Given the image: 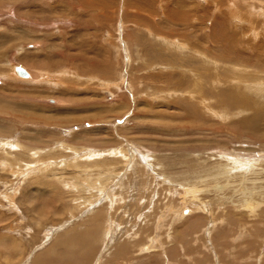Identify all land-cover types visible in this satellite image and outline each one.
<instances>
[{
	"label": "rangeland",
	"instance_id": "rangeland-1",
	"mask_svg": "<svg viewBox=\"0 0 264 264\" xmlns=\"http://www.w3.org/2000/svg\"><path fill=\"white\" fill-rule=\"evenodd\" d=\"M263 12L264 0H0V264H264V172L241 169L235 185L216 173L227 151L264 165ZM162 220L178 237L163 248Z\"/></svg>",
	"mask_w": 264,
	"mask_h": 264
},
{
	"label": "bare ground",
	"instance_id": "bare-ground-1",
	"mask_svg": "<svg viewBox=\"0 0 264 264\" xmlns=\"http://www.w3.org/2000/svg\"><path fill=\"white\" fill-rule=\"evenodd\" d=\"M258 6V5H257ZM256 9H254V11H255ZM263 14H264V12H263ZM250 15H252V14H250ZM187 20V19H186ZM253 22V21H252ZM251 26V25H250ZM256 31V30H255ZM253 32V31H252ZM14 38V37H13ZM205 54V53H204ZM206 55V54H205ZM206 58V57H205ZM16 67H18V66H15V67H13V72H14V74L16 75V76H18V77H20V78H22V80H30L31 79V76H30V72L28 73L24 68V70L27 72V76H22V75H20L19 73H18V71L16 70ZM20 67V66H19ZM22 68V67H21ZM208 70H210L209 68H208ZM261 71V70H260ZM64 75L65 74H67L66 72H62ZM74 73V72H73ZM259 73V72H258ZM59 74V73H58ZM63 74H59V75H56V77H58L60 80H62L63 79ZM78 74V73H77ZM260 76V75H259ZM254 77V76H253ZM249 78V77H248ZM257 78H259L258 77V75H257ZM251 79V78H250ZM254 79H255V77H254ZM30 81H32V80H30ZM253 81V80H252ZM255 81V80H254ZM185 83V82H184ZM192 83L194 84V82L192 81ZM249 83H250V81H249ZM190 84V83H189ZM192 85V84H191ZM198 87V86H197ZM184 88V87H183ZM190 88V87H189ZM200 89H201V87H199ZM212 88H214V87H212ZM260 88V87H259ZM258 88V89H259ZM251 89V88H250ZM214 90H215V88H214ZM260 91V90H259ZM186 92V91H185ZM201 92V91H200ZM257 92V91H256ZM213 94V93H212ZM190 95H192L193 96V94H190ZM204 96V95H203ZM218 96V95H217ZM213 97V96H212ZM221 97V96H220ZM246 97V96H245ZM193 98H194V96H193ZM192 98V99H193ZM216 99V98H215ZM227 99V98H226ZM229 99V98H228ZM231 99V98H230ZM196 100V99H195ZM199 100H200V97H199ZM219 100V99H218ZM232 100V99H231ZM231 100H229V102L231 103L232 101ZM243 100V99H242ZM241 100V101H242ZM198 101V100H197ZM225 101V100H224ZM226 102V101H225ZM224 102V103H225ZM239 103V102H238ZM205 104H206V102H205ZM208 104V103H207ZM216 104V103H215ZM209 105V104H208ZM242 105V104H241ZM246 106V105H245ZM220 110V109H219ZM257 110H259V111H261L262 112V115L261 116H259L258 114H255V115H253L252 116V119L254 120V121H259V120H261V119H264V110H263V108L262 109H257ZM215 114V113H214ZM223 114V113H222ZM225 114V113H224ZM226 115V114H225ZM224 115V116H225ZM218 116V115H217ZM220 118V117H219ZM251 119V120H252ZM244 124L242 123V125L241 126H243ZM250 125H252L251 123H250ZM231 126V125H230ZM245 127V126H244ZM185 128V127H184ZM252 128H253V126H252ZM219 129V128H218ZM250 129V128H249ZM254 129V128H253ZM257 129V128H256ZM256 129L254 130V131H256ZM169 130V129H168ZM184 130V129H183ZM251 130V129H250ZM200 131V130H199ZM231 132H234V131H231ZM193 135V134H192ZM262 148L264 149V147L262 146ZM198 149V148H197ZM202 149V148H201ZM217 150V149H216ZM201 151V150H200ZM221 151V150H220ZM227 151V150H226ZM111 152V153H110ZM110 152H108V155H113V153L115 154V155H119V156H121V157H124V154L122 153V151H121V149L120 150H117V151H110ZM182 152V151H181ZM202 152V151H201ZM229 152H231V151H229ZM228 151H227V153L226 154H224L223 156H224V158H225V161L226 162H224V163H220V165L219 164H217L218 165V172H216L217 174H218V176L219 177H221V178H224V180H226V182L227 181H229V179L230 178H234L233 176H237V174H241V172H239L241 169L242 170H244V169H247L248 168V172H250V174L252 175H254V174H257V176L260 174V175H262L261 174V172L263 173L264 172V165L262 166V160H258V161H253V163H254V165H253V163H252V165H251V161L249 162L248 160H247V158L246 157H238V156H236V155H234L233 153H229ZM148 153V152H147ZM211 153V152H210ZM213 153V152H212ZM218 153V152H217ZM203 154V153H202ZM100 156H102L103 154H99ZM133 155V154H132ZM147 155V154H146ZM242 155V154H241ZM96 156H98V155H96ZM197 156V155H196ZM220 156H222V155H220ZM260 156V155H259ZM129 157V156H128ZM171 157V156H170ZM142 158V157H141ZM139 160V159H138ZM157 161H158V158L156 159ZM154 162V161H153ZM165 162V161H164ZM206 162V161H205ZM211 162V161H210ZM220 162V161H219ZM147 164V163H146ZM199 164V163H198ZM152 165V164H151ZM150 165V166H151ZM158 165V164H157ZM201 166V165H200ZM249 166V167H248ZM140 167H141V165H140ZM145 167V166H144ZM216 167V166H215ZM141 168H143V166L141 167ZM154 168H155V166H154ZM154 168H152L151 167V169H152V171H154V173H155V169ZM171 168V167H170ZM203 168V167H202ZM138 169V168H137ZM145 169V168H144ZM146 169H148V168H146ZM154 169V170H153ZM158 169V168H157ZM156 169V170H157ZM200 169V168H199ZM203 169H205V168H203ZM213 169H215V168H213ZM141 170V169H140ZM149 170H150V168H149ZM147 171L146 173H150V171ZM170 170V169H169ZM194 170V169H193ZM209 170V169H208ZM203 171V170H202ZM235 171H238V173L236 172V173H233V172H235ZM129 172V171H128ZM142 172V171H141ZM156 172H158V170L156 171ZM164 172V171H163ZM192 172V171H191ZM190 172V174H192ZM205 172H206V170H205ZM144 175H145V170H144ZM160 173H162V171H160ZM168 173V172H167ZM200 173V172H199ZM204 173V172H203ZM212 173V172H211ZM229 173H231V174H229ZM244 173V172H243ZM142 174V173H141ZM151 174H152V172H151ZM207 174V173H206ZM229 174V175H228ZM125 175V174H124ZM154 175V174H153ZM160 175V174H159ZM159 175H157V176H159ZM163 176H164V174H162ZM167 174L165 173V176H166ZM170 175V174H169ZM200 175V174H199ZM202 175V174H201ZM200 175V176H201ZM214 174H210V176H211V178H213V179H215V180H217L216 178H214V176H213ZM216 175V174H215ZM243 174H241V176H242ZM248 175V174H247ZM252 175V176H253ZM164 176V177H165ZM187 176V175H186ZM188 176H190V175H188ZM203 176V175H202ZM206 176V175H205ZM240 176V175H239ZM251 176V177H252ZM160 177V176H159ZM163 177V178H164ZM193 177H194V174H193ZM196 177V176H195ZM195 177L193 178V179H195ZM198 177V176H197ZM196 177V178H197ZM209 177V176H208ZM243 177V176H242ZM250 177V178H251ZM161 178V177H160ZM168 178V177H167ZM201 178H204V177H201ZM207 178V177H206ZM245 178H248V177H246L245 176ZM244 178V179H245ZM162 179V178H161ZM169 179V178H168ZM167 179V180H168ZM180 179V178H179ZM178 179V180H179ZM189 179V178H188ZM238 179V178H237ZM239 179H241L240 177H239ZM252 179H253V177H252ZM252 179H248V181L249 180H251V182L253 181ZM170 180H171V178H170ZM169 180V181H170ZM186 180V179H185ZM197 180V179H196ZM199 180V179H198ZM202 180V179H201ZM234 180H236V179H233V184H234ZM247 180V179H246ZM246 180H245V182H246ZM254 180H255V177H254ZM256 180H259V181H263V183H264V176H262V178H261V176L260 177H257V179ZM139 181V180H138ZM155 181H157V183H158V181H161V180H155ZM168 181V182H169ZM181 181V180H180ZM189 181V180H188ZM203 181H204V179H203ZM144 182H145V180H144ZM176 182V181H175ZM174 182V183H175ZM209 183H210V178H209V181H208ZM207 182V183H208ZM211 182H213V181H211ZM217 182V181H216ZM218 182H219V180H218ZM230 183H231V181H229ZM241 182V181H240ZM244 182V183H245ZM138 183V182H137ZM140 183H141V180H140ZM152 184V182L151 181H149V184ZM157 183H154V184H157ZM170 183V182H169ZM172 183H173V180H172ZM181 184H182V182H180ZM185 183H187V182H185ZM189 183V182H188ZM188 183H187V186H188ZM215 183V182H214ZM213 183V184H214ZM237 183V182H236ZM158 184H160V183H158ZM190 184V183H189ZM195 184V183H194ZM204 184V183H203ZM206 184V183H205ZM205 184H204V186H205ZM232 184V183H231ZM81 185V184H80ZM88 185V184H87ZM92 185V184H91ZM210 185V184H209ZM212 185V184H211ZM215 185V184H214ZM217 185V184H216ZM224 186V184H220V186ZM228 184H226V186H227ZM230 185V184H229ZM235 185V184H234ZM240 185V184H239ZM244 185V184H243ZM245 185H246V183H245ZM257 185H259L260 187H261V185L260 184H257ZM84 186V185H83ZM103 186V184L102 185H99L98 186V189L96 190V191H102L101 189H100V187H102ZM151 186V185H150ZM154 186H156V185H153L152 186V188L154 187ZM158 186H160V185H158ZM184 186H186L185 184H184ZM195 186V185H194ZM207 187H209L208 185H206ZM205 186V187H206ZM250 186V185H249ZM88 187L89 186H87V188H86V190H88ZM127 187V186H126ZM143 187L145 188V186L143 185ZM147 187V186H146ZM175 187V186H174ZM182 187V186H181ZM212 187V186H211ZM233 187V186H232ZM237 187V186H236ZM236 187H233V188H236ZM253 187H255V185L253 186ZM264 187V186H263ZM263 187H261V188H263ZM128 188V187H127ZM165 188H168V187H165ZM165 188H163V189H165ZM175 188H178V187H175ZM188 188V187H187ZM187 188H184V189H187ZM192 188H194V187H192ZM191 188V189H192ZM201 188H203L202 186H201ZM213 188H215V190H216V193H217V190H219V187H213ZM231 188V187H230ZM229 188V189H230ZM247 188V187H246ZM146 189V188H145ZM150 189V188H149ZM162 189V188H161ZM162 189V190H163ZM198 189V188H197ZM208 189V188H207ZM223 189H225V188H223ZM232 189V188H231ZM251 189V188H250ZM129 190V189H128ZM144 190V189H143ZM154 190H155V188H154ZM160 190V189H159ZM159 190H155L156 191V193L159 191ZM167 190V189H166ZM165 190V191H166ZM172 190V189H171ZM182 190H183V188H182ZM193 191H194V189H192ZM195 190H196V188H195ZM234 190V189H233ZM257 190V189H256ZM260 190V189H259ZM264 190V189H263ZM262 190V191H263ZM146 191V190H145ZM152 191V190H151ZM154 191V192H155ZM174 191H176V190H173V195H175L174 194ZM179 191V190H178ZM209 191V190H208ZM220 191H222V189H220ZM219 191V192H220ZM227 191V190H226ZM226 191H225V193H226ZM258 191V190H257ZM256 191V192H257ZM141 193H144L143 191H140ZM180 192V191H179ZM184 192V191H183ZM186 192V191H185ZM195 192V191H194ZM199 192V191H198ZM197 192V193H198ZM213 192V191H212ZM260 192H261V190H260ZM103 193V192H102ZM134 193V192H133ZM158 193H161L162 194V192H161V190H160V192H158ZM167 193H168V191H167ZM177 193V192H176ZM187 193V192H186ZM186 193H184V194H186ZM190 193V192H189ZM199 193H201V192H199ZM223 193V192H222ZM242 193V192H241ZM120 194V193H119ZM135 194V193H134ZM149 194V193H148ZM151 194V193H150ZM170 194H171V192H170ZM169 194V195H170ZM242 194H244V193H242ZM251 194V193H250ZM254 194V193H253ZM260 194V193H259ZM101 195V194H100ZM121 195V194H120ZM145 195V194H144ZM168 195V194H167ZM172 195V197H174ZM188 195V194H187ZM193 195H194V197L196 196V193H193ZM199 195V194H198ZM196 196V197H200V196ZM264 195V194H263ZM124 196V195H123ZM149 196V195H148ZM150 196H152V195H150ZM158 196H160V195H158ZM218 196V195H217ZM221 197H223L222 195H220ZM239 196V195H238ZM240 196H241V194H240ZM244 196V195H243ZM82 197V196H81ZM114 200L113 201H115V202H117V200L119 199H117V196L116 195H114ZM122 197V196H121ZM142 197H144L143 195H142ZM141 197V198H142ZM153 197V196H152ZM249 197V196H248ZM252 196H250V198H251ZM257 197H259L258 195H257ZM262 197V196H261ZM260 197V198H261ZM149 198V197H148ZM155 198H157L158 199V197L156 196V194H155ZM224 198V197H223ZM250 198H248V199H250ZM95 199V198H94ZM122 199V198H121ZM124 199V198H123ZM152 199H154V198H152ZM220 199H222V198H220ZM245 199H246V197H245ZM140 200V199H139ZM164 200V199H163ZM162 200V201H163ZM165 200H166V198H165ZM167 200H169L170 201V199L168 198ZM171 200H172V198H171ZM187 200V199H186ZM191 200V199H190ZM195 200H197V199H195ZM244 200V199H243ZM257 200H261V199H257ZM94 201V200H93ZM118 201H120V200H118ZM122 201V200H121ZM147 201V200H146ZM145 201V202H146ZM150 201V200H149ZM149 201H148V203H149ZM159 201V200H158ZM161 201V200H160ZM173 201H174V198H173ZM199 201H201V200H198V202L196 203V207L194 206V208H196V209H201L200 211H202V210H205V208H203V206L204 205H206L205 203H199ZM221 201V200H220ZM224 201V200H223ZM225 201H226V199H225ZM237 201V200H236ZM240 201V200H239ZM238 201V202H239ZM264 201V200H263ZM98 202V201H97ZM141 202V201H140ZM144 202V203H145ZM174 202H176V201H174ZM93 203V202H92ZM147 203V202H146ZM151 203H153V202H151ZM151 203H149V205L151 204ZM162 203V202H161ZM160 203V204H161ZM163 203H164V201H163ZM166 203V202H165ZM169 203V202H168ZM172 203V202H171ZM211 203H213V201L211 202ZM216 203V201L214 202V204ZM221 203H223V202H221ZM237 203V202H236ZM240 203V205H241V202H239ZM238 203V204H239ZM244 203V202H243ZM87 204H89V205H92L91 204V202L89 201ZM111 204H112V201H111ZM159 204V205H160ZM167 204V203H166ZM173 204V203H172ZM210 203H208L207 205H209ZM218 204H219V202H218ZM224 204V203H223ZM223 204H221V206L223 205ZM245 204H247V207L246 208H249V209H251V207H252V209H253V211H252V213L253 214H256L255 212H254V210H256V209H259V207H261L260 206V202H257L256 203V200L254 199V198H252L251 200H245ZM89 205H87V207L89 206ZM154 205H156V204H154ZM165 205V204H164ZM164 205H163V207H164ZM98 206H99V208H98ZM98 206H95V208L93 207V205H92V208H90V210L91 211H93L94 213L95 212H97V210L100 212L101 210H102V208L101 207H103V206H101V205H98ZM115 206V205H114ZM140 206V205H139ZM146 206H147V204H146ZM152 206V205H151ZM157 206H158V204H157ZM171 206V205H170ZM213 206V205H212ZM216 206V205H215ZM224 206H225V204H224ZM235 206H236V204H235ZM118 207V206H117ZM154 207V206H153ZM167 207H169V204H168V206ZM166 206L164 207V208H167ZM205 207V206H204ZM104 208H105V206H104ZM106 208H107V206H106ZM110 209H111V206L109 207ZM118 208H120V207H118ZM157 208V207H156ZM156 208H154V209H156ZM161 209V211H162V209H164V208H162V207H160ZM176 209V206H174L171 210H173V209ZM193 208V207H192ZM208 208H209V206H208ZM237 208H239V207H237ZM101 209V210H100ZM159 209V208H158ZM157 209V210H158ZM168 209V208H167ZM166 209V210H167ZM174 209V210H175ZM178 209V208H177ZM176 209V210H177ZM181 209V208H180ZM180 209H178V210H180ZM217 209V208H216ZM108 210V209H107ZM106 210V211H107ZM113 210V209H112ZM118 209H116V211H117ZM139 210V209H138ZM166 210H165V214L167 213L166 212ZM177 210V211H178ZM207 210V209H206ZM223 210H225V209H223ZM40 211V210H39ZM88 211H89V209H88ZM145 211V210H144ZM149 211V210H148ZM156 211V210H155ZM160 211V212H161ZM188 211V210H187ZM196 211V210H195ZM198 211V210H197ZM213 211V210H212ZM139 212H140V210H139ZM151 211H149L148 213H150ZM153 212H154V210H153ZM169 213H170V211H168ZM181 212V211H180ZM186 212V211H185ZM185 212L183 211L182 213L183 214H185ZM189 212H192V210H190ZM194 212V211H193ZM217 212V211H216ZM100 213H104V210L102 211V212H100ZM106 213V212H105ZM137 213H138V211H137ZM148 213H144V215L145 214H148ZM155 213V212H154ZM157 213H158V211H157ZM162 213V212H161ZM176 213L177 212H175V213H173V216L174 215H176ZM188 213V212H187ZM207 213V212H206ZM239 213V212H238ZM143 214V213H142ZM153 214V213H152ZM168 214V213H167ZM166 214V215H167ZM171 214V213H170ZM170 214H168V215H170ZM189 214V213H188ZM106 215H107V213H106ZM125 215H126V213H125ZM134 215V214H133ZM136 215V214H135ZM135 215H134V218H135ZM138 215H140V214H137V217H138ZM143 215V216H144ZM149 215V214H148ZM148 215H146V217L148 216ZM151 215V214H150ZM150 215H149V217H150ZM215 215V214H214ZM95 216H97V215H95ZM186 216V215H185ZM184 216V217H185ZM189 216V215H188ZM91 217V216H90ZM90 217H89V219H90ZM103 217V216H102ZM126 217V216H125ZM137 217H136V219H137ZM142 217V216H141ZM145 217V218H146ZM152 217V216H151ZM151 217H150V219H151ZM168 217V216H167ZM212 217V216H211ZM131 218V217H130ZM133 218V217H132ZM140 218V217H139ZM148 218V217H147ZM157 218V217H156ZM163 218V217H162ZM170 218H171V216H170ZM169 218V219H170ZM183 218V215L180 213L179 214V212H178V214H177V216H174L173 217V222L175 223L176 221H179L180 219H182ZM96 219V218H95ZM104 219V218H103ZM105 219H107V218H105ZM142 219H143V217H142ZM158 219V218H157ZM190 219V218H189ZM92 220V219H91ZM119 220V219H118ZM124 220V219H123ZM140 220V219H139ZM138 220V221H139ZM145 220V219H144ZM144 220H143V222H144ZM158 220H161V219H158ZM164 220V219H163ZM162 220V221H163ZM166 220V219H165ZM105 222H106V220H104ZM108 221V220H107ZM137 221V220H136ZM141 221V220H140ZM140 221H139V223H140ZM146 221V220H145ZM162 221H160L159 223H162ZM171 221V220H170ZM99 222V221H98ZM130 222V221H129ZM154 222V221H153ZM156 222V221H155ZM154 222V223H155ZM158 222V221H157ZM164 223H162L163 225L165 224V222L166 221H163ZM90 223V222H89ZM107 223H109V222H106V224ZM111 224L113 223V225H114V220L112 221L111 220V222H110ZM136 223V222H135ZM146 223V222H145ZM170 223H172V222H170ZM173 223V224H174ZM94 224V223H93ZM131 224H134V223H131L130 222V226H131ZM138 224V223H137ZM147 224V223H146ZM97 225V224H96ZM110 225V224H109ZM162 225V226H163ZM169 225H171V224H169ZM186 225V224H185ZM228 225V224H227ZM104 226V228H105V225H103ZM108 226V225H107ZM117 226H118V223H117ZM137 226V225H136ZM152 226H154L153 225V223H152ZM158 226H159V224H158ZM162 226H161V228H159V232H157L156 233V236L157 237H155L156 239H157V241H159V243H161L160 245H162V246H160V247H164V245H166L165 243H167V242H173V241H175L178 237V235L176 236L177 238H175V239H172L173 237H171V236H167V234H168V232H167V224H165L164 226H163V228H162ZM101 227V226H100ZM139 227V226H138ZM147 227V226H146ZM132 228H134V227H132ZM130 229V228H129ZM136 229H138V228H136ZM166 229V230H165ZM175 229V228H174ZM126 230V229H125ZM133 230V229H132ZM128 231V230H127ZM140 231H141V229H140ZM167 232V234L166 233H163V232ZM171 231V230H170ZM181 231V230H180ZM103 232V231H102ZM139 232V231H138ZM173 232V231H172ZM245 232V231H244ZM108 233V229H106L105 230V234H104V236H105V239H106V237H107V234ZM135 233V232H134ZM180 233V232H179ZM179 233H177V234H179ZM171 234V233H170ZM176 234V233H175ZM196 233H194L193 235H195ZM138 235V234H137ZM181 235V234H180ZM158 236H160V240H159V237ZM174 236V235H173ZM170 237V238H169ZM181 237V236H180ZM144 239V238H143ZM156 239H155V241H156ZM146 240V239H145ZM105 241V240H104ZM177 241V240H176ZM181 241V240H180ZM144 242V241H143ZM142 242V243H143ZM148 242V241H147ZM180 243V242H179ZM172 244V243H171ZM176 244V243H175ZM236 244V243H235ZM147 245V244H146ZM177 245V244H176ZM125 246V245H124ZM157 246V245H156ZM159 247V246H158ZM170 247V246H169ZM50 248V247H49ZM122 248H123V246H122ZM150 248V247H149ZM179 248H181L180 246H179ZM151 249V248H150ZM159 249V251L161 250L160 248H158ZM142 250V249H141ZM12 251V250H11ZM177 251V250H176ZM107 253H108V251H107ZM150 253V252H149ZM174 254V253H173ZM177 254V253H176ZM131 255V253H129L128 254V256H130ZM218 258V257H217ZM133 259V258H132ZM101 264V263H100Z\"/></svg>",
	"mask_w": 264,
	"mask_h": 264
},
{
	"label": "water",
	"instance_id": "water-1",
	"mask_svg": "<svg viewBox=\"0 0 264 264\" xmlns=\"http://www.w3.org/2000/svg\"><path fill=\"white\" fill-rule=\"evenodd\" d=\"M16 70L18 71V73L22 76H27V72L21 68V67H16Z\"/></svg>",
	"mask_w": 264,
	"mask_h": 264
}]
</instances>
